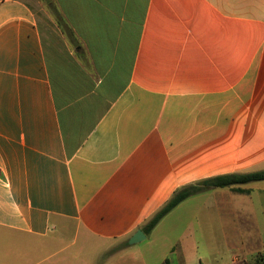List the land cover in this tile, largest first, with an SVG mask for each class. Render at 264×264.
<instances>
[{"label":"crops","instance_id":"0c3cea01","mask_svg":"<svg viewBox=\"0 0 264 264\" xmlns=\"http://www.w3.org/2000/svg\"><path fill=\"white\" fill-rule=\"evenodd\" d=\"M57 2L93 72L40 0H0V264H149L123 250L174 217L153 264L254 263L253 183L128 241L177 190L264 171V0Z\"/></svg>","mask_w":264,"mask_h":264},{"label":"trees","instance_id":"16d2710c","mask_svg":"<svg viewBox=\"0 0 264 264\" xmlns=\"http://www.w3.org/2000/svg\"><path fill=\"white\" fill-rule=\"evenodd\" d=\"M40 2L48 11L49 15L53 18L55 24L62 32V35L66 41H68L71 47L76 51V56L81 61V63L86 69H88V71L93 72V67L86 57L85 50L82 47L80 40L74 33L72 27L69 25L66 16L61 11L57 0H40ZM255 182H264V171L218 176L212 179L200 181L195 185L179 189L174 193L172 198L141 227L142 231L147 236H149L165 216L174 210L180 203L187 200L196 193L201 192L202 190L231 188L234 186L247 185ZM124 245L128 246V243L126 242ZM164 264H167V262ZM252 264H264V254H260L256 261Z\"/></svg>","mask_w":264,"mask_h":264},{"label":"rangeland","instance_id":"374dc122","mask_svg":"<svg viewBox=\"0 0 264 264\" xmlns=\"http://www.w3.org/2000/svg\"><path fill=\"white\" fill-rule=\"evenodd\" d=\"M251 1L255 5H257V3H258V0H251ZM253 185H255V186L258 185L257 187H261V189H264V183H253ZM171 219L172 220H168V221L164 222L163 224H161L159 226V228H157V230L152 234V239L150 240V242L145 244V246H143L144 247L143 249H140L138 251L137 248H127V249L123 250V255H128L130 253L135 255L136 253H138L137 255L139 257L141 256L140 257L141 260H144L145 262H147L149 264H153L155 261H158L159 258L165 254L164 243H166L165 245L168 246V245H170L168 240L172 239L170 242H174L173 240L177 238L170 233L171 232L170 228H171V224H172L171 221L174 222L175 217L171 218ZM256 223H257V227H259V229L261 230V233H262L261 236H262V239L264 241V221H261L259 219L256 221ZM178 230H177L176 234L178 233ZM4 244H6V235H0V247ZM121 246H122V243L121 244L118 243L116 247L112 248L109 251L110 254H112L114 251H117ZM154 246H156V247H154ZM161 258H160V260H161ZM3 260H4V258H1L0 263H2Z\"/></svg>","mask_w":264,"mask_h":264},{"label":"water","instance_id":"95a60500","mask_svg":"<svg viewBox=\"0 0 264 264\" xmlns=\"http://www.w3.org/2000/svg\"><path fill=\"white\" fill-rule=\"evenodd\" d=\"M146 235L142 230H138L128 241L130 245H136L146 240Z\"/></svg>","mask_w":264,"mask_h":264}]
</instances>
